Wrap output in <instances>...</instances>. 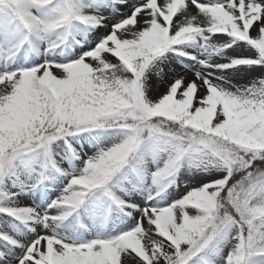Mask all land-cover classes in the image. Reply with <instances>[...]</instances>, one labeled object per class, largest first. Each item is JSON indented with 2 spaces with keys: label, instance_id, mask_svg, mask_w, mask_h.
<instances>
[{
  "label": "snow or ice",
  "instance_id": "6c2138e0",
  "mask_svg": "<svg viewBox=\"0 0 264 264\" xmlns=\"http://www.w3.org/2000/svg\"><path fill=\"white\" fill-rule=\"evenodd\" d=\"M0 264H264V0H0Z\"/></svg>",
  "mask_w": 264,
  "mask_h": 264
},
{
  "label": "rangeland",
  "instance_id": "374dc122",
  "mask_svg": "<svg viewBox=\"0 0 264 264\" xmlns=\"http://www.w3.org/2000/svg\"><path fill=\"white\" fill-rule=\"evenodd\" d=\"M229 52H230L231 54H234V55L239 54L238 52H233L232 49H229ZM180 59H183V58H180ZM191 63H192L191 61H185V62H184V65L191 66ZM184 65L178 64V63H176L175 61H173V66H174L177 70H179V69H181L182 67H184ZM185 70H187V69L185 68ZM189 75H190V73H189ZM90 147H91V146H90ZM182 190H183V186H181V189L172 190V191H173V196H172L171 198H178V194H179Z\"/></svg>",
  "mask_w": 264,
  "mask_h": 264
}]
</instances>
